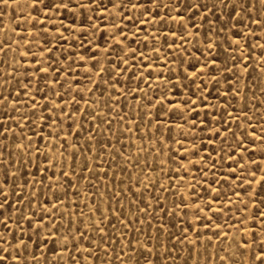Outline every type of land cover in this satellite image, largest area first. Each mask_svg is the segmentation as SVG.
Wrapping results in <instances>:
<instances>
[{
	"label": "rangeland",
	"instance_id": "374dc122",
	"mask_svg": "<svg viewBox=\"0 0 264 264\" xmlns=\"http://www.w3.org/2000/svg\"><path fill=\"white\" fill-rule=\"evenodd\" d=\"M179 2H0L9 264H259L264 5Z\"/></svg>",
	"mask_w": 264,
	"mask_h": 264
},
{
	"label": "snow or ice",
	"instance_id": "6c2138e0",
	"mask_svg": "<svg viewBox=\"0 0 264 264\" xmlns=\"http://www.w3.org/2000/svg\"><path fill=\"white\" fill-rule=\"evenodd\" d=\"M0 2H3V3L6 4L7 0H0ZM91 2L98 4L99 0H91ZM259 2H260L261 5H264V0H259ZM34 4H35V0H34ZM148 4H154L156 9H157V11L155 13H153V11L147 7ZM248 4L253 8V10H255L254 0H248ZM63 6L66 9L68 8V4L67 3L63 4ZM120 6L122 7V3H121ZM132 6L136 7L137 5L133 4ZM179 6H180L179 0H171V11H173V12L177 11ZM219 6H223L224 8L231 7L233 12H235V14L237 16H239L242 12H244L246 10L244 3H241L240 0H228L227 3H225L224 0H219ZM77 7L83 8V7H89V5H79L78 4ZM139 7L143 8L144 11L147 12L148 15L150 17H152L154 20L157 17H159V20H164V16H162L159 13V9L161 7L165 8V9H168L169 8V4L163 3V0H141V3L139 4ZM202 7L207 9L208 5L207 4L201 5L200 3L195 2V0H192V2H190L189 4L184 5V11H185V13H187L190 10H199ZM212 8H214V9L218 8V4L217 3H213ZM229 15H231V14H229ZM262 15H264V13H262ZM169 19H175V17L169 16ZM179 19L183 20V17L181 16V17H179ZM255 23L260 24L261 21L257 20V21H255ZM236 34L239 35L240 33L237 32ZM125 39H127V37H125ZM133 42H135V41H133ZM120 43H123V41H121ZM234 43L238 44L239 41H234ZM212 47H215V45H213ZM48 51L50 52L51 49H48ZM134 55H135V53H134ZM141 58H145L142 53H141ZM123 62L127 63V61H123ZM208 63H210L211 65H213L214 67L217 68L216 75H215L214 79H218L219 75H220V72H219V67L216 64V59H210L208 61ZM141 67H143V66H141ZM203 67H207V64H205ZM244 67L246 68L247 65H244ZM42 70L45 71V72L47 71V69H42ZM99 71L103 72L104 69L101 68V69H99ZM224 71L230 73V72H232V68L228 67L227 63H225L224 64ZM190 75L193 76V77H198V74L195 71L191 72ZM149 76H151V72H149ZM225 79H227V77H225ZM24 87L26 89L27 85H25ZM230 90L235 91L234 86L231 87ZM121 94H123L122 90H121ZM237 96H238V94H237ZM24 118L27 119L28 117L25 116ZM41 119H44V118L41 117ZM200 123L203 124L204 121L201 120ZM5 131H7V129H5ZM253 136H255L254 132H253ZM241 140H243V137H241ZM30 146L31 145H29V147ZM18 147L21 148V149L26 150L25 149V145L23 143L18 145ZM36 151H39V149H36ZM45 159H48V157H45ZM260 163H264V160H262ZM259 171L262 173V175L260 176V181L264 182V168H260ZM9 175L14 177V176L17 175V173L16 172H12V173L9 174L8 172H5V179L6 180L8 179ZM53 175H55V173H53ZM67 175H71V173H68ZM251 175L253 177H255L256 173L253 172V173H251ZM261 186L264 187V183H262ZM6 189H7V185L6 184H0V194L4 195L5 203H7V191H6ZM262 203H264V201H262ZM3 208H4V204L0 203V210H2ZM262 215H264V214H262ZM9 219H10V216H4L3 220H0V224H3V226H4V228L6 230L8 229V220ZM27 219L29 220V222H31V217L30 216ZM100 231L103 232V229L101 228ZM2 236H3V233H0V237H2ZM5 243H6V241H5ZM20 243L23 244L24 242L21 240ZM26 247H27V245H25V248ZM143 247L145 249H147L149 252H151V249H148V245L147 244H145ZM245 247H247V246H245ZM3 252H7L8 255L0 254V264H9V256H12L11 251H9L8 248L0 246V253H3ZM255 258H256V260L259 261V264H264V247L261 248V250L258 252V254L256 255ZM12 259L14 261H19L20 257L17 255V256H13ZM134 264H140V262L137 260V261L134 262ZM144 264H153V262L150 259H148V257H144Z\"/></svg>",
	"mask_w": 264,
	"mask_h": 264
}]
</instances>
